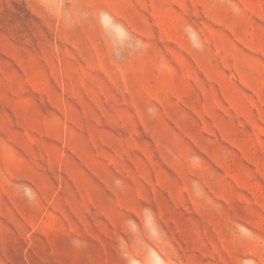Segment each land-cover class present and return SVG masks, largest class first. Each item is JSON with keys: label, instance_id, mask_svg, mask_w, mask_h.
I'll return each instance as SVG.
<instances>
[{"label": "rangeland", "instance_id": "rangeland-1", "mask_svg": "<svg viewBox=\"0 0 264 264\" xmlns=\"http://www.w3.org/2000/svg\"><path fill=\"white\" fill-rule=\"evenodd\" d=\"M0 264H264V0H0Z\"/></svg>", "mask_w": 264, "mask_h": 264}]
</instances>
